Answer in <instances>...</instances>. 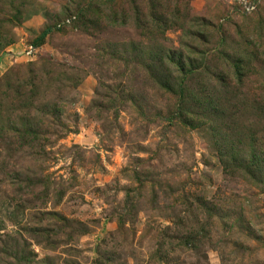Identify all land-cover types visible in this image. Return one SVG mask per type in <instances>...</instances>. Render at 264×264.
<instances>
[{
    "label": "rangeland",
    "instance_id": "obj_1",
    "mask_svg": "<svg viewBox=\"0 0 264 264\" xmlns=\"http://www.w3.org/2000/svg\"><path fill=\"white\" fill-rule=\"evenodd\" d=\"M0 264H264V0H0Z\"/></svg>",
    "mask_w": 264,
    "mask_h": 264
},
{
    "label": "trees",
    "instance_id": "obj_2",
    "mask_svg": "<svg viewBox=\"0 0 264 264\" xmlns=\"http://www.w3.org/2000/svg\"><path fill=\"white\" fill-rule=\"evenodd\" d=\"M46 32H47V31H46ZM45 35H47V34H44V35L42 34V38H44V37H45Z\"/></svg>",
    "mask_w": 264,
    "mask_h": 264
}]
</instances>
